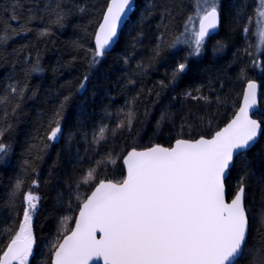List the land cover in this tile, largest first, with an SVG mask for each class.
I'll return each mask as SVG.
<instances>
[{
	"label": "trees",
	"instance_id": "obj_1",
	"mask_svg": "<svg viewBox=\"0 0 264 264\" xmlns=\"http://www.w3.org/2000/svg\"><path fill=\"white\" fill-rule=\"evenodd\" d=\"M18 2L17 12L27 15L32 9L42 19L32 22L33 31L26 36H15L0 46V95L10 84L26 88L14 114L16 101L0 105V114L7 109L6 117L0 115V128L5 129L2 142L11 146L6 155L0 154V228L21 223L25 192L38 194L33 221L36 243L29 264H51L54 249L50 248L73 228L76 195L83 199L97 180H123L122 161L129 151L156 144L169 147L177 138H207L227 125L240 107L246 79L261 85L255 118L264 126V52L256 48L254 26L247 36L243 32L257 0H221L220 29L206 39L199 56L189 55L191 48L184 43L169 47L183 33L187 16L194 14L192 0H137L116 47L92 67L88 50L95 48L93 36L110 0H71L65 5L72 10L63 27L49 25V17L41 11L44 0H38L39 8L32 0ZM13 4L14 0H0V29L9 25ZM163 5L172 11L171 20L164 19L167 30L159 26ZM44 28H50L51 34L40 36ZM218 42L224 47L214 51ZM157 45L159 54L154 56ZM37 58L41 71L31 73L29 66ZM185 60L187 70L173 83V69ZM129 79L135 83H128ZM186 92L207 97L208 102L186 97ZM65 96L70 99L60 120L62 137L48 140V125ZM130 109L135 113L131 127L126 121L118 127ZM102 126L107 128L105 139L93 143V134ZM109 155L114 162L97 167L89 184L79 183L88 168ZM247 159L254 173L245 189L251 246L264 215V136L247 152ZM239 168L237 164L226 182L229 199ZM17 180L23 181L22 191L13 197ZM65 216L70 217L66 224ZM9 235H0V247H7Z\"/></svg>",
	"mask_w": 264,
	"mask_h": 264
},
{
	"label": "snow or ice",
	"instance_id": "obj_2",
	"mask_svg": "<svg viewBox=\"0 0 264 264\" xmlns=\"http://www.w3.org/2000/svg\"><path fill=\"white\" fill-rule=\"evenodd\" d=\"M39 8L38 0H32ZM194 14L188 15L184 31L175 36L169 47L178 43L191 48L189 55L199 56L206 44V38L217 30L221 23V0H192ZM71 0H44L41 11L49 17V25L63 27L64 21L72 9L65 8ZM135 0H110L94 33L95 48L91 52L90 67L98 64L106 55V50L118 38V29L132 11ZM20 7L14 0L13 14L7 28L0 29V46L15 36L27 35L33 31L31 24L38 17L32 9L27 15L16 11ZM161 24L172 11L163 5ZM254 12L243 28L247 36L250 27L257 29L256 48L264 51V0H257ZM79 12L84 8L72 5ZM11 22L16 23L13 27ZM50 28L39 32L40 36L50 35ZM163 40L164 36L161 35ZM224 45L218 42L214 51ZM160 45L154 49L159 54ZM247 51V49H246ZM251 54V53H249ZM127 63V58L125 59ZM253 63H257L256 60ZM187 61L179 62L172 71V82L187 70ZM143 69V65H138ZM41 71L39 58L29 66V72ZM242 75H245L242 71ZM87 76L80 83L85 87ZM128 83H135L129 79ZM242 97V106L234 118L222 130L210 137L198 139L177 138L174 145L165 147L159 144L144 150L129 151L123 160L126 165V177L119 183L96 181L91 185L89 194L83 199L78 194V218L74 221V230L50 248L54 249L52 264H264V215L257 229L256 242L250 246V226L248 210L245 205V189L248 187L250 162L247 152L264 136V126L250 115L257 105V84L247 81ZM163 85V82L161 81ZM25 87L9 85L0 95V105L6 103L19 107L18 100L23 98ZM199 91V90H197ZM11 94V95H10ZM186 97L208 102L207 97L186 92ZM70 99L64 102L50 121L47 139L56 141L62 137L60 120L63 109ZM219 99V98H218ZM7 116V109L0 114ZM125 120L118 127H124L125 121L130 128L135 113L130 109ZM164 119V116H161ZM4 128H0V154H7L11 146L2 142ZM106 127L93 134V143L105 139ZM3 157L0 156V160ZM107 160L96 162L81 175L80 184H89L95 178L96 168ZM240 168L234 194L226 200L225 181L233 170ZM23 181L17 180L13 197L22 191ZM40 197L27 191L24 194L26 207L23 209L22 222L10 227L0 228V235L8 236L7 247H0V264H29L33 256L36 237L32 220ZM70 217L65 216L66 224ZM100 234L99 237L97 234Z\"/></svg>",
	"mask_w": 264,
	"mask_h": 264
},
{
	"label": "water",
	"instance_id": "obj_3",
	"mask_svg": "<svg viewBox=\"0 0 264 264\" xmlns=\"http://www.w3.org/2000/svg\"><path fill=\"white\" fill-rule=\"evenodd\" d=\"M110 3V2H109ZM136 4H137V0H135V3H134V5H133V9H132V11L131 12H129L128 13V17L127 18H125L124 19V23H123V25H122V27L120 28V29H118V38H116L115 39V41H114V43L106 50V54H108V53H110V52H112L113 51V49L116 47V45L118 44V42H119V39H120V36H121V33H122V30L124 29V27H125V25L129 22V20H130V18L132 17V15L134 14V12H135V9H136ZM102 22V21H101ZM220 25H221V23H220ZM219 29H220V26H219V28L217 29V30H215L213 33H211L210 34V36L209 37H211L212 35H214V34H216L218 31H219ZM208 37V38H209ZM207 39V38H206ZM94 47H95V41H94ZM252 82H255L256 84H257V105H256V107L254 108V109H252L251 110V112H250V115L252 116V118L253 119H256L255 118V114L257 113V111L259 110V104H260V94H261V85H260V83L259 82H257V81H252ZM246 88H247V85H246V87H245V91H246ZM244 91V92H245ZM240 106H242V100H241V103H240ZM238 111V110H237ZM234 118V117H233ZM232 118V119H233ZM227 126V125H226ZM225 126V127H226ZM224 128V127H223ZM222 128V129H223ZM221 129V130H222ZM260 139V138H259ZM259 139H258V141H259ZM57 141V140H56ZM175 143V142H174ZM174 145V144H173ZM256 145V144H255ZM253 148V147H252ZM251 148V149H252ZM250 149V150H251ZM136 150H140V149H136ZM141 150H144V149H141ZM249 150V151H250ZM126 157V156H125ZM124 157V158H125ZM124 158H123V160H124ZM122 166L124 167V170H125V177H126V172H127V169H126V165H124V163H123V161H122ZM228 178H229V176L227 177V179H226V181H225V185H226V182H227V180H228ZM104 182H108V181H104ZM226 200H230L229 199V197H228V192H227V187H226ZM245 205H246V201H245ZM78 218V214H77V216H76V218H75V220ZM250 226V225H249ZM72 230H74V225H73V228H72ZM71 230V231H72ZM71 234V232L68 234V235H70ZM99 233L97 234V236L99 237ZM67 236V235H66ZM65 236V237H66ZM63 240V239H62ZM62 240H61V242H62ZM52 262H54V255H52V260H51V264H52ZM93 264H97V262H95V261H93ZM100 264H102V262H100Z\"/></svg>",
	"mask_w": 264,
	"mask_h": 264
},
{
	"label": "rangeland",
	"instance_id": "obj_4",
	"mask_svg": "<svg viewBox=\"0 0 264 264\" xmlns=\"http://www.w3.org/2000/svg\"><path fill=\"white\" fill-rule=\"evenodd\" d=\"M256 33H257V29H256ZM256 41H258V35L256 34ZM262 52V51H261ZM264 52V51H263ZM33 194H35V195H38L36 192H33ZM37 209H38V205H37V208H36V211H37ZM36 211H35V214H36ZM35 214L33 215V220H32V227H33V221H34V216H35ZM34 249V248H33ZM31 258V257H30ZM30 258H29V260H30Z\"/></svg>",
	"mask_w": 264,
	"mask_h": 264
},
{
	"label": "bare ground",
	"instance_id": "obj_5",
	"mask_svg": "<svg viewBox=\"0 0 264 264\" xmlns=\"http://www.w3.org/2000/svg\"><path fill=\"white\" fill-rule=\"evenodd\" d=\"M130 19H131V18H130ZM129 21H130V20H129ZM257 82H258V81H257ZM246 85H247V84H246ZM244 91H245V90H244ZM259 105H260V104H259ZM259 107H260V106H259ZM225 126H226V125H225ZM225 126H224V127H225Z\"/></svg>",
	"mask_w": 264,
	"mask_h": 264
}]
</instances>
